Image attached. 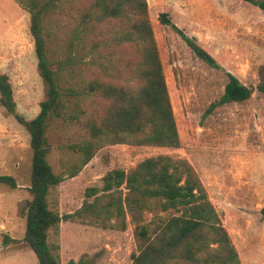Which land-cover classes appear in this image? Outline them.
Segmentation results:
<instances>
[{"label": "trees", "instance_id": "obj_1", "mask_svg": "<svg viewBox=\"0 0 264 264\" xmlns=\"http://www.w3.org/2000/svg\"><path fill=\"white\" fill-rule=\"evenodd\" d=\"M14 1L30 16L43 98L36 116L25 118L17 111L8 75L0 69V106L25 128L32 152L31 198L17 210L25 218V234L21 240L4 235L2 244L24 242L38 264H60V245L49 239L50 231L59 233L62 220L118 231L130 224L136 252L129 264H242L222 213L184 157L159 154L127 169H111L102 177L101 187L85 189L75 211L60 214L50 207L52 189L76 176L101 148L113 144L178 148L180 137L147 0ZM240 1L264 12V0ZM159 19L195 57L220 68L167 13ZM62 21L71 26L66 55L51 60L52 28L61 23L60 35L65 33ZM65 73L69 81L64 84ZM226 75L222 95L207 112L243 102L254 91L264 94V64L258 67L256 84L244 85L232 73ZM55 119L71 126L75 134V140L63 145L69 156L59 172L47 160L52 149L47 131ZM0 183L17 187L11 175H0ZM260 215L264 221V206ZM97 255L85 253L67 264H94Z\"/></svg>", "mask_w": 264, "mask_h": 264}, {"label": "rangeland", "instance_id": "obj_2", "mask_svg": "<svg viewBox=\"0 0 264 264\" xmlns=\"http://www.w3.org/2000/svg\"><path fill=\"white\" fill-rule=\"evenodd\" d=\"M159 45L166 82L180 137L178 148L113 144L101 148L74 177L52 189L50 207L60 214L78 209L88 187H101L102 177L114 168L127 169L143 158L170 155L186 158L222 213L242 264H264V94L254 91L243 102H231L207 112L218 100L232 73L244 85L256 84L264 64V12L240 0H147ZM169 19L204 48L220 65L212 68L195 57L181 37L159 19ZM46 24L48 22L45 20ZM52 28L49 57L59 60L71 26ZM30 16L14 0H0V69L13 88L17 111L31 119L43 98L36 71ZM78 69V68H77ZM75 72V71H74ZM69 76L64 74L62 83ZM52 149L47 157L54 172L63 170L69 156L64 144L75 140L73 128L55 119L47 131ZM29 134L0 106V175L15 178L16 188L0 183V264H38L24 242L2 244L3 236L21 240L26 221L17 215L31 198ZM15 146V147H14ZM50 242L60 245V264L76 263L83 254L97 255L94 264H129L136 252L132 227L125 231L62 220Z\"/></svg>", "mask_w": 264, "mask_h": 264}, {"label": "crops", "instance_id": "obj_3", "mask_svg": "<svg viewBox=\"0 0 264 264\" xmlns=\"http://www.w3.org/2000/svg\"><path fill=\"white\" fill-rule=\"evenodd\" d=\"M15 147V146H14ZM18 186V185H17ZM34 256H35V254H34ZM36 258V257H35Z\"/></svg>", "mask_w": 264, "mask_h": 264}]
</instances>
